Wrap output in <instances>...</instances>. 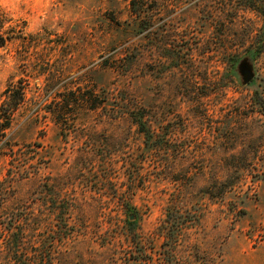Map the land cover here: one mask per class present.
Segmentation results:
<instances>
[{
    "label": "rangeland",
    "instance_id": "obj_1",
    "mask_svg": "<svg viewBox=\"0 0 264 264\" xmlns=\"http://www.w3.org/2000/svg\"><path fill=\"white\" fill-rule=\"evenodd\" d=\"M243 4L0 0V105L21 97L0 264H264V34Z\"/></svg>",
    "mask_w": 264,
    "mask_h": 264
},
{
    "label": "trees",
    "instance_id": "obj_2",
    "mask_svg": "<svg viewBox=\"0 0 264 264\" xmlns=\"http://www.w3.org/2000/svg\"><path fill=\"white\" fill-rule=\"evenodd\" d=\"M243 7L245 9H249L252 11L257 12L261 18H262V25H261V31L262 34H264V0H243ZM133 2H132V8H133ZM6 39L0 35V47L4 46ZM254 52L252 55L258 56L259 54L261 55L264 51V39L261 40L257 48L253 50ZM16 90H11L8 89L6 91L7 97H8V102L7 103H2L0 105V120L3 121V124H0V133L2 137L4 138L6 136L5 131L9 128V119L11 117L12 112L15 110L19 102L21 101L20 94L16 95L15 94ZM102 103L104 100H101ZM260 107H264V103H260ZM264 113V109L262 110ZM128 115L130 116V119L139 127L142 128L144 127V115L141 110V108H136L135 110L128 111Z\"/></svg>",
    "mask_w": 264,
    "mask_h": 264
},
{
    "label": "water",
    "instance_id": "obj_3",
    "mask_svg": "<svg viewBox=\"0 0 264 264\" xmlns=\"http://www.w3.org/2000/svg\"><path fill=\"white\" fill-rule=\"evenodd\" d=\"M240 70H241V74H242L244 82H249L252 78V75L250 74L248 69L244 68L242 65Z\"/></svg>",
    "mask_w": 264,
    "mask_h": 264
}]
</instances>
